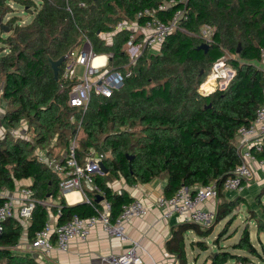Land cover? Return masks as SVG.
<instances>
[{
  "label": "trees",
  "instance_id": "obj_1",
  "mask_svg": "<svg viewBox=\"0 0 264 264\" xmlns=\"http://www.w3.org/2000/svg\"><path fill=\"white\" fill-rule=\"evenodd\" d=\"M10 1L23 6L31 19L19 23ZM161 1L0 0V102L5 103L2 118L8 129L25 119L35 134L32 142L12 137L8 131L0 135V192L3 188L13 190L19 180L30 179L34 198L57 200L50 207L57 223L74 214L86 217L97 213L101 205L95 201V192L87 195L89 201L67 204L58 191L60 175L35 155V149L45 148L53 137L66 149L75 139L77 126L84 134L76 148L80 163L90 157L91 151L111 152V157L103 156L99 161L106 171L101 169L92 175L111 205V219L119 214L123 203L132 199L123 190H113L108 184L111 177L122 178L130 185L164 178L163 193L170 196L182 186L192 189L211 180L219 183L241 161L236 131L253 120L262 96L263 72L256 63L264 58V0H186L187 18L178 23L184 30L176 28L157 51L143 48L130 62L124 47L129 33L114 31L111 42L103 34L112 31L120 19H134L139 10L155 7ZM181 5L172 4L157 11V15L166 19ZM144 19L137 18L140 23ZM202 25L212 28L209 41L200 34ZM87 39L94 52L112 53L108 67L130 70V75L109 96L91 93L87 107L80 109L68 104L69 92L78 79L62 77L66 59L59 65L57 78L50 60L78 49ZM203 41L209 44L207 51L196 48ZM225 53L231 55L227 62L234 69L232 78L224 89L201 94L199 84L212 63ZM258 157L264 158V150ZM222 189L219 187L212 224L203 227L181 221L172 225L165 247L180 264H186L184 240L188 230L204 237L225 219L215 238L218 242L235 219L238 204L246 205L241 195L225 198ZM261 193L264 186L255 195L264 214ZM3 200L0 194V204ZM247 211L246 222L230 233L232 236L239 231L230 246L233 251L219 246L200 264H246L251 256L264 259V246L260 245L262 251H258L248 223L255 221L258 237L264 234V219L249 207ZM47 214L46 207L35 203L26 226L15 217L4 221L0 264H38L17 246L23 229L30 241L43 227ZM196 243L206 248L203 240Z\"/></svg>",
  "mask_w": 264,
  "mask_h": 264
},
{
  "label": "built area",
  "instance_id": "obj_2",
  "mask_svg": "<svg viewBox=\"0 0 264 264\" xmlns=\"http://www.w3.org/2000/svg\"><path fill=\"white\" fill-rule=\"evenodd\" d=\"M178 2L182 5L175 9L170 17L162 19L157 15V11H163ZM187 13L186 0H162L155 7H144L139 10L134 19H120L114 24L113 30L104 33L103 36L108 40L107 42H111V35L114 31L128 29L130 33L124 47L129 61L133 62L143 48L158 49L165 37L179 27V21L187 18ZM142 16L145 19L144 22L140 23L137 18ZM179 28L184 30V28ZM211 32L212 28L208 25L200 27V34L205 40H210ZM137 38L139 40L136 41ZM98 56H102L103 59L94 63V59ZM111 56V52H94L88 39L81 47L66 54L62 77H76L78 79V82L72 86L69 92L68 104L70 106L85 109L91 93L109 96L113 89L122 85L124 77L130 75V70L121 72L108 67V59ZM227 58L228 56L222 55L212 63L210 72L198 86V91L201 94L207 95L216 89L225 88L234 74V69L227 62ZM76 65L83 67L81 75H76ZM262 72V96L256 108L255 116L250 124L241 125L236 131L237 152L241 161L219 183L216 180H211L206 184L195 185L192 189L182 186L170 196L158 195L149 204L139 198H133L121 205V210L114 219H111L109 201L103 198L99 201L101 207L93 215L80 217L74 214L62 223H52L47 220L43 227L34 232L29 241L30 248L40 249L44 253H49L54 248L66 250L71 240L85 239L90 230L97 224L107 235L126 241L128 237L124 230L125 223L132 217L146 216L152 206L163 209V217L177 214L182 215L185 221L194 222L200 226L207 225L214 217V209L204 208L203 203L208 199H216L219 187L230 192L240 189L254 174L252 162H255L264 173V158L258 157V154L264 150V70ZM204 84L210 85L211 88L207 89L203 86ZM76 148L77 143L75 139H72L60 156H48V148L46 150L36 148L35 155L39 162L60 175L58 182L60 195L63 196L67 192L76 191L83 194L85 201H89L82 183H85L90 191L103 195L99 187L93 182L92 175L96 173L95 170L101 172L99 161L104 155L101 152L98 153L96 163L90 167L94 151L89 153L90 157L86 158L84 163H80L76 156ZM32 193L33 191L29 186H21L19 197L16 199L19 203L16 205L12 197L3 196L4 200L0 204V231L4 221L12 217L19 219L23 225H26L35 203L44 207L49 206L47 199H36ZM102 259L110 264H143V258L138 251V242L136 241H133L125 250L103 256ZM161 264L172 263L163 262ZM246 264L254 263L251 261Z\"/></svg>",
  "mask_w": 264,
  "mask_h": 264
},
{
  "label": "crops",
  "instance_id": "obj_3",
  "mask_svg": "<svg viewBox=\"0 0 264 264\" xmlns=\"http://www.w3.org/2000/svg\"><path fill=\"white\" fill-rule=\"evenodd\" d=\"M225 56L231 57V55H228L227 53H225ZM256 66L264 70V58L261 62L256 63ZM82 70V66L76 65V75H81ZM251 166L254 175L259 176V178L261 177V179L264 178L263 171L255 162H252ZM30 183V179L19 180L17 181L13 190L5 189V191H1L0 193L4 197H12V200L16 205L19 203V201L16 199L19 197L18 195L20 187L29 186ZM108 184L113 188V190L117 192L123 190L127 192V194L132 197V199L139 198L145 203L149 204L152 203L158 195H164L163 186L165 184V179L155 178L147 183L136 182L130 185L127 184L125 180L120 178L116 180L109 179ZM84 191L87 195L89 193L91 194L90 189L87 187L84 188ZM222 191L225 198H233L231 197V193L233 191L230 192L226 191L225 189H222ZM74 193L71 191L67 192L66 195H63L67 204L72 205L84 200L82 193L76 191H74ZM70 194H73L72 198H69ZM217 199L218 197H216V199L206 200L203 203V207L215 210ZM52 200V206H54L57 203V200ZM46 209L48 212L47 220L51 221L52 223H56V213H53L49 207H46ZM162 211L163 209L152 206L146 216L132 217L128 222L125 223L124 226L125 233L128 237L126 241H121L116 237L107 235L101 229L100 225L97 224L90 230L89 235L85 239L76 238L71 240L66 250L54 248L49 253H44L40 249L32 248L31 252L35 254V260L38 262V264H110L109 262L103 260L102 257L112 253H119L129 247L133 241H136L138 242V251L141 253L143 258V264H161L163 262L180 264L177 256L170 253L166 249L165 243L171 236L172 225L185 220L183 219L182 215L177 214H173L169 217H163ZM190 231L192 230H188L187 232ZM24 238L27 239L26 228H24L22 231L17 247L21 251L27 252L29 249L25 247L26 244L24 242ZM24 254L28 255V253ZM197 257L198 256L195 257L193 264H197Z\"/></svg>",
  "mask_w": 264,
  "mask_h": 264
},
{
  "label": "rangeland",
  "instance_id": "obj_4",
  "mask_svg": "<svg viewBox=\"0 0 264 264\" xmlns=\"http://www.w3.org/2000/svg\"><path fill=\"white\" fill-rule=\"evenodd\" d=\"M9 3H10V6L14 9V13L16 15H18V17L20 18L19 23H24V22H27L31 19V15L24 11L23 6L15 3V2H12V1H10ZM6 18H7V16L4 17L3 22L6 20ZM123 30H126L128 33H130V31L128 29H123ZM111 37H112V35H111ZM0 45H1V43H0ZM150 50L151 49H148V52H150ZM153 51H157V49L155 48V49H153ZM3 52H5V51H3ZM209 72H210V69H209L208 73ZM4 107H5V103L1 101L0 102V123H1L0 135H5V133L8 131L9 135L12 137H18L19 136V137L28 139L32 142V140L35 137L34 129L32 127H29V125L25 119H22L20 124L18 126H16L15 128H10V129L7 128L6 122H4V120L2 118ZM134 128L137 129L138 127L135 126ZM134 128H132V129H134ZM83 136H84V134H83L82 128L77 126V132L75 135V141L77 144L80 143V140ZM51 146L53 147V149H51L50 154L48 153V156L55 157L56 154H57V156H60L64 153L65 149H63V146L61 144L56 143L54 137L50 140L48 146H46L45 148H43V147L42 148L38 147V148H40L42 150H46V148H51ZM98 153H100V152H98V150H97V151H94V153L92 154L93 160L90 164V167H93L94 163H96V160L98 159L97 158ZM101 153H103L104 157H111L112 156L111 152L109 150L102 149ZM94 172L100 173L99 170H95ZM116 179H120V178H114V177L110 178V180H116ZM263 186H264V178L261 179V177L259 178V176H256L253 174L252 178L247 180L240 189L233 191L231 193V197L235 198L236 196L241 195L242 197H244L246 199V201L248 203V207L250 209H253L260 217H262L264 219V214L262 213L261 207H258V204L256 203V199H255V195L259 193V191L262 189ZM82 187L86 188L85 183H82ZM1 191H5V189L3 188ZM261 195H262V193L259 194V196H261ZM47 201L49 203L48 207L49 208L52 207L53 200L51 198H47ZM260 201L264 204V194L260 197ZM247 203H246V205L245 204H238V207L234 210L235 216H236L235 219L232 221L231 225L228 227L227 232L223 236H221V238L219 239L218 242L215 241V238L218 236V233L222 230L224 223H225V219H222L221 221L217 222L214 225L212 232L207 236L200 237L193 230L190 232H187L185 234V240H184V249H186V254H185L186 264H193L196 256H198L196 263L199 264L208 254L217 251L219 249V246L221 248H225V249L233 251V249L230 246L238 238L239 231H237L232 236H230L231 235L230 233L233 231V229L235 227H238V229H240L242 227V225L246 222V218L247 219L249 218V212L247 211V209H248ZM212 222H213V219L207 225H205L203 227H207L208 225L212 224ZM248 223L251 227L252 241L256 245L258 251H262L260 245L264 246V234L259 233V236L256 237L255 236V229H256L255 228V225H256L255 221L250 220V221H248ZM197 240H203L204 245H206V248L202 249L201 246H199L196 243ZM24 242L26 244L25 247L27 249H29V251H27V252L22 251L23 254L28 253V256L31 255L35 258V254L33 252H31V248L29 246L28 239L24 238ZM192 245H193V247H192ZM236 251L242 252L241 250H236ZM251 261L254 264H264V259H261L259 257H255V256H251V258L248 262H251ZM228 263L235 264V262H233V261H228Z\"/></svg>",
  "mask_w": 264,
  "mask_h": 264
},
{
  "label": "water",
  "instance_id": "obj_5",
  "mask_svg": "<svg viewBox=\"0 0 264 264\" xmlns=\"http://www.w3.org/2000/svg\"><path fill=\"white\" fill-rule=\"evenodd\" d=\"M208 46H209V44L207 42L203 41L200 44H198L196 48L197 49H202L203 51H207ZM238 51H239V45H238V47L236 49V52H238ZM65 59H66V55H63L62 57H60V58H58L56 60H50L51 67H52V70H53V75H54L55 78H57V75H58L59 65ZM209 105H210V103H208V106ZM237 151H238V149H237ZM99 165L101 166L102 170L106 171V169L103 167V164L99 163ZM102 199H103V195H101V194H96L95 195V201H100Z\"/></svg>",
  "mask_w": 264,
  "mask_h": 264
},
{
  "label": "bare ground",
  "instance_id": "obj_6",
  "mask_svg": "<svg viewBox=\"0 0 264 264\" xmlns=\"http://www.w3.org/2000/svg\"><path fill=\"white\" fill-rule=\"evenodd\" d=\"M101 59H103L102 56H98V57H96V58L94 59V63H95L96 61H98V60H101ZM72 192L74 193V191H72ZM72 195H73V194H70V195H69V198H72ZM74 195H75V193H74Z\"/></svg>",
  "mask_w": 264,
  "mask_h": 264
}]
</instances>
